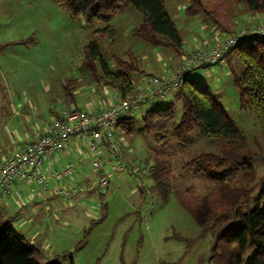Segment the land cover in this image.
Segmentation results:
<instances>
[{
	"label": "rangeland",
	"instance_id": "374dc122",
	"mask_svg": "<svg viewBox=\"0 0 264 264\" xmlns=\"http://www.w3.org/2000/svg\"><path fill=\"white\" fill-rule=\"evenodd\" d=\"M203 1L206 8L212 12L205 14V19L203 14L190 16L186 13L187 0H164L183 38L184 43L179 54L171 55V51H175L172 47L153 46L131 34V30L141 22L143 15L129 3L110 19L109 24L115 28V33L112 37L102 40L100 45L106 56L110 53L124 55L125 51H130L131 48L142 56L146 53L149 61L147 63L150 64V67L146 68L149 73L146 76L148 79L152 75L161 76L163 71L168 70V74L175 71L191 52L193 45L208 37L203 30L204 25L208 23L206 21L212 20L219 25L216 27L211 24L222 38L236 35L239 29L250 24L264 25V13L245 11L244 6L235 0ZM259 16L261 18H258ZM103 26L105 24L102 23L92 25V32ZM95 38L96 35L93 33L91 41ZM229 58L230 56L224 64L195 65L185 76L208 86L232 113L238 127L248 136L249 147L264 154V132L255 116L240 107V94L234 77L240 73L243 65L236 53L232 54L230 61ZM108 62L114 64L112 58L108 59ZM146 84L147 81L141 80L135 89L146 87ZM173 100L175 94L163 100L155 99L141 104L132 112L133 121L118 128L115 140L126 167L111 176L109 186L100 185L104 171L110 168L107 159L100 155L101 168L96 169L93 160L87 158L90 156L89 147H84L82 150L84 153L80 155L87 158L83 168H79L74 162L77 164L75 173L71 178L63 179L64 186L69 189L82 188L78 192L52 197L48 206L40 200L45 196V184L51 187L50 179L44 184L20 179L22 180L20 183L17 181L13 185L14 197L6 216L14 217L20 213L22 218L18 220L24 223L15 225L14 229L28 243H36L35 246L42 252L41 255L38 253L36 255L42 262L52 260L64 251H70L74 264H86L85 259L80 263L76 256L90 240H94V232L106 235L107 239L104 252L97 258L96 264H181L190 256L191 250L187 252L188 243L179 237H186L188 241L193 240L199 234L200 228L180 200L199 199L209 194L215 186L194 169L184 168V165L189 162L194 152L201 150L218 152L220 146L215 140L200 135L199 131L193 133V144L189 148H181L171 136L162 140L160 135H146L140 131L143 114L148 109L166 106ZM42 103L39 102L40 105ZM62 105V102H55V106ZM177 107L181 112V102L177 103ZM49 115L50 111L46 117ZM105 148H101L102 152ZM157 154L169 159L168 180L171 183V195L167 203L151 189L153 180L149 176V165L153 164ZM76 158L77 156L72 155L74 161ZM255 168L256 178L253 181H246L240 176L237 179V185L250 190V193L257 192L258 183L264 176V161L256 160ZM69 180H73V183L69 184ZM18 194L27 201V208H21L24 200ZM33 194L36 195V199L31 202L29 196ZM32 209L42 211L43 217L37 219L30 216L33 219L25 224L30 218L24 214ZM84 239L86 242L76 250ZM51 249L54 253L49 254ZM63 264L69 262L63 261Z\"/></svg>",
	"mask_w": 264,
	"mask_h": 264
},
{
	"label": "trees",
	"instance_id": "16d2710c",
	"mask_svg": "<svg viewBox=\"0 0 264 264\" xmlns=\"http://www.w3.org/2000/svg\"><path fill=\"white\" fill-rule=\"evenodd\" d=\"M53 1L72 18L83 19L89 26L105 24L94 31L96 38L84 46L82 66L94 76L99 74L106 84L112 85L123 96L135 91L133 74L144 71L141 58L132 51L124 55L108 53L106 56L100 44L115 33L109 21L122 11L126 3L143 15L141 22L131 30L132 35L153 46L172 47L177 51L183 47L180 30L164 0ZM235 2L244 6L245 11L264 13V0ZM206 7L203 0H187L185 10L190 16L203 14L205 19V14L212 13ZM206 22L219 26L212 20ZM233 53L238 55L243 65L240 73L234 77L239 89L240 107L255 116L264 132V35L240 41L228 56ZM110 58L114 68L108 62ZM175 91L176 101L163 107L150 108L143 114L140 131L146 135H160L162 140L171 136L181 148H189L193 144V133L199 131L200 135L215 140L220 146L218 152H194L184 165V168L194 169L215 186L209 194L199 199L180 200L200 228L193 240L184 239L188 243L187 252L207 234H211L210 250L200 256L199 264H264V176L255 193L237 185L239 176L246 181L256 178L255 161H264V154L249 147L248 136L208 86L185 77L181 87ZM178 101L182 104L181 112L177 107ZM131 119L130 115L120 117L119 127L128 125ZM154 159L153 164L149 165V176L153 180L151 189L167 203L171 195L169 159L162 154H157ZM18 217H4L0 213V264H63V261L74 264L70 251L42 262L36 256L37 248L14 229L13 223ZM85 240L79 243L76 250Z\"/></svg>",
	"mask_w": 264,
	"mask_h": 264
},
{
	"label": "crops",
	"instance_id": "0c3cea01",
	"mask_svg": "<svg viewBox=\"0 0 264 264\" xmlns=\"http://www.w3.org/2000/svg\"><path fill=\"white\" fill-rule=\"evenodd\" d=\"M91 27L87 26L83 19L72 18L53 0H0V165L28 141L38 138L47 128L48 122L62 109L77 107L97 111L110 104L112 95L106 94L103 89L106 83L99 74L94 76L82 66L83 48L92 40L94 33ZM214 28L207 23L203 30L212 41H217L222 36L219 32H215ZM197 43L199 42L193 47ZM174 50L171 51V55L179 54L181 51ZM130 51L141 58V66L144 70L137 73L138 76L134 77L136 73L133 74L134 83L137 85L141 80L146 82V76L149 75L146 68L150 67L147 63L148 56L145 55L146 53L142 56L132 48ZM231 57L232 55L229 61ZM229 61L228 63L231 64ZM110 66L115 67L112 63ZM163 72L161 76H166L169 71ZM175 93L176 91L172 94ZM173 101H176V98ZM39 102L43 103L40 105ZM55 102H62L63 105L55 106ZM48 111L50 115L46 117ZM132 116L133 114L130 115ZM132 119L130 121H133ZM84 147L88 148L85 136L72 137L55 160L47 161L42 171L47 173L51 167L63 169L70 162H76L79 168H83L87 158L93 160L91 156L80 157L84 153H82ZM103 147L106 148L103 152L101 149L100 155H104L107 162L109 159L113 162L111 150L104 143L100 148ZM72 155L77 156L75 161ZM107 165L110 170L112 164L107 163ZM21 181L19 180L18 183ZM50 181L51 187L45 184V196L40 200L48 206L52 197L61 196L56 190L60 186L64 187V180L56 181L50 178ZM72 181L69 180L68 183L72 184ZM109 183L110 180L104 187L109 186ZM12 194L13 191L10 195L0 194V213L4 217H10L6 216V212L14 197ZM18 195L21 197V194ZM29 198V201H33L36 195H30ZM27 204L24 200L21 208H27ZM47 208L50 210L49 207ZM42 214V211L32 209L24 215L28 218L35 216L40 219L43 217ZM17 215L18 218H22L20 213ZM32 219L31 217L25 224ZM22 222L17 219L13 226ZM94 234V240H90L76 256L80 263L85 259L86 264H96L97 258L104 252L106 235L99 232ZM179 238L185 241L186 237ZM211 239V234H207L204 239L197 242L191 249L190 256L181 264H199L200 255L209 251ZM30 244L35 246L36 243ZM35 247L36 253L41 255L42 252L37 246ZM52 253L54 252L51 249L49 254Z\"/></svg>",
	"mask_w": 264,
	"mask_h": 264
},
{
	"label": "built area",
	"instance_id": "2783aa9c",
	"mask_svg": "<svg viewBox=\"0 0 264 264\" xmlns=\"http://www.w3.org/2000/svg\"><path fill=\"white\" fill-rule=\"evenodd\" d=\"M263 35L264 25L250 24L239 29L236 35L221 37L217 41L206 37L192 48L175 71L166 76H150L146 87H139L129 95L123 96L112 85L105 84L104 92L112 95L107 107L97 111L77 107L62 109L48 122L47 128L38 138L28 141L0 165V194L10 195L13 185L20 179L44 184L50 178L60 181L71 177L77 168L72 162L63 169L51 167L47 173L43 172L42 168L48 160L57 158L58 153L65 149L72 137L80 135L86 137L96 169L101 168L99 156L102 144L104 143L111 150L113 162L110 159L107 162L112 164L111 169L105 170L100 180V185L106 186L113 173H118L126 167L115 140L120 117L131 115L135 108L145 102L166 99L181 87L186 72L195 65L224 64L227 62L229 51L240 41ZM81 189L60 186L56 193L66 196Z\"/></svg>",
	"mask_w": 264,
	"mask_h": 264
}]
</instances>
